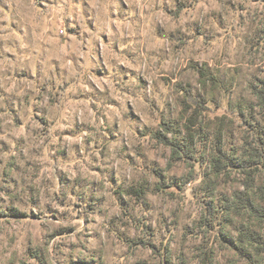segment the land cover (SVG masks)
Masks as SVG:
<instances>
[{
  "label": "rangeland",
  "instance_id": "374dc122",
  "mask_svg": "<svg viewBox=\"0 0 264 264\" xmlns=\"http://www.w3.org/2000/svg\"><path fill=\"white\" fill-rule=\"evenodd\" d=\"M260 78L264 0H0V264H249Z\"/></svg>",
  "mask_w": 264,
  "mask_h": 264
},
{
  "label": "trees",
  "instance_id": "16d2710c",
  "mask_svg": "<svg viewBox=\"0 0 264 264\" xmlns=\"http://www.w3.org/2000/svg\"><path fill=\"white\" fill-rule=\"evenodd\" d=\"M251 88L264 111V79H257ZM255 130L256 139L245 143L243 151L233 154L217 145L211 163L216 175L237 170L244 176V189L225 197L222 209L229 221L236 219L237 237L229 239L240 254L249 264H264V124ZM165 142L173 146L174 154L180 158L181 154H186V151H178L181 147L167 137Z\"/></svg>",
  "mask_w": 264,
  "mask_h": 264
}]
</instances>
